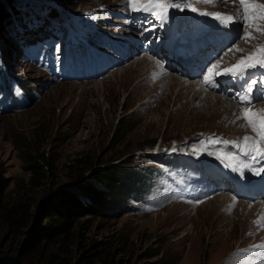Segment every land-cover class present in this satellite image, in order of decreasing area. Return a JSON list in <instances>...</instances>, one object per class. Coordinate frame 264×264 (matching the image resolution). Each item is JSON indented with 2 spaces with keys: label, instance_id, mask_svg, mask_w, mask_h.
<instances>
[{
  "label": "rangeland",
  "instance_id": "rangeland-1",
  "mask_svg": "<svg viewBox=\"0 0 264 264\" xmlns=\"http://www.w3.org/2000/svg\"><path fill=\"white\" fill-rule=\"evenodd\" d=\"M25 1L38 2L14 0L26 21L21 19L11 24L5 37L11 66L4 70L2 84L9 83L17 101L0 90V177L9 183L5 190L8 201L28 202L31 217L27 226L18 231L0 223V261L18 262L16 254L21 252L35 227L36 199L41 194L74 182L78 175L86 179L93 169L115 166V170L122 168L127 173L136 170V176L116 175L106 185L119 195L116 199L120 208H124L123 201L126 209L133 207L130 212L112 217H82L64 248L57 242L46 243L45 253L74 259L79 256L81 247L92 243L109 251L107 264H119V259L139 261L151 252L158 253L156 258H170L171 264H230L235 257L230 258L231 254L239 258L238 263L247 264L246 259L251 256L249 249H255V242L264 237V232L255 231L251 224L255 207L238 200L229 208L227 203L232 197L226 193L195 205L181 199L174 191L177 184H187L186 175L194 169L193 163L186 159L194 161L199 157H210L213 135L238 141V136L245 132L229 101L215 103L210 96L208 102H202L201 97L208 92L192 101L191 92L199 90L195 80L177 75L162 66L159 59L133 45H130L134 47L133 51L128 47L121 49L125 43L121 35L127 33L129 17L119 13H128L126 0H45L60 14L67 9L79 12L88 22L106 21L102 36L111 41L114 49L107 51V48L99 47L102 51L95 54L77 46L78 37L92 43L102 36L90 41L84 30L70 25V19L61 16L64 19L61 23L48 20L44 11L41 12L44 8L40 10L36 6L29 10L36 24H27L31 5L25 8ZM193 4L216 12L232 11V7L222 0H216L214 5ZM37 24L48 31H57L60 40L38 52L30 50L32 46L25 48V45L29 46L27 43L37 39L36 31L40 27ZM64 31L71 34L62 35ZM104 44L101 39L98 45ZM259 44H264V35L258 34L256 39L240 46L243 52H229L223 65L236 62ZM62 46L70 51L61 53ZM118 49L120 52L116 54ZM114 56L118 58L115 60ZM145 57L153 58L161 67L154 70L152 76L153 63ZM141 58L147 61V66L131 70L135 60ZM170 74L187 88L180 89L179 83L175 82L170 91L159 97L167 83H158V80ZM9 78L17 80L23 87L25 98H31L29 103L16 83L8 81ZM177 91L178 95H175ZM119 119L121 126L115 128ZM125 127L128 131L124 139L120 142L111 139L114 132L118 131L119 135V130ZM17 139H25L50 156L52 168L39 185L29 181V173L21 166L15 148ZM148 148L162 149L164 155L169 154L171 148L176 158L168 165L167 174L160 173L157 177L158 184L146 188L149 178L138 169L155 167L153 161L143 156ZM179 153L186 159L177 158ZM79 155L87 159L83 166L72 162ZM139 178L140 184L135 187ZM139 188H146L143 200L154 209L133 200ZM130 190H133L130 195L124 194ZM23 261L20 260L25 264Z\"/></svg>",
  "mask_w": 264,
  "mask_h": 264
},
{
  "label": "trees",
  "instance_id": "trees-1",
  "mask_svg": "<svg viewBox=\"0 0 264 264\" xmlns=\"http://www.w3.org/2000/svg\"><path fill=\"white\" fill-rule=\"evenodd\" d=\"M15 8L14 0H0V61H4V64L6 62L8 64V57L2 31L11 23L10 16L15 12ZM121 123L122 120L119 119L115 128H119ZM127 131L128 127L120 129L119 135H117L118 131L114 132L111 139L120 142L124 139ZM15 148L18 150L23 170L29 173V181L33 185H39L43 179L48 177L52 168L50 156L33 147L25 139H17ZM150 149L148 148L146 151ZM143 156L149 158L148 153L143 152ZM72 162L76 166H83L87 163V159L84 155H79ZM114 168L115 166H106L101 169H93L86 179H81L78 175L74 182L41 194L36 199L38 206L35 212V227L31 231L29 230V238L25 241L21 252L16 254L18 262L0 261V264H23L20 260L26 261L25 264H107L110 258L109 251L105 247L99 248L96 244L88 243L87 246L81 247L83 249H80L79 256L69 260L52 252L45 253L43 248L46 243L54 242L64 248L65 243L73 237L78 219L82 217L89 215L112 217L119 213L129 212L125 208L124 201L121 203L124 204V208H120L116 199V196L119 195L106 185L110 184V178L116 175L136 176V170L127 173L122 168L117 170ZM140 181L137 180L135 187L140 184ZM8 184V181L0 177V223H4L9 229L18 231L26 227L30 221L31 205L25 201H8L5 196ZM133 190L124 194L130 195ZM140 190L139 188L138 192ZM157 254L151 252L135 262L126 261V263L119 259V264H171L170 258H156Z\"/></svg>",
  "mask_w": 264,
  "mask_h": 264
},
{
  "label": "snow or ice",
  "instance_id": "snow-or-ice-1",
  "mask_svg": "<svg viewBox=\"0 0 264 264\" xmlns=\"http://www.w3.org/2000/svg\"><path fill=\"white\" fill-rule=\"evenodd\" d=\"M225 2L236 5L235 16L232 14L208 11H201L200 15L213 17L224 28H228L233 23L239 22L242 25V31L245 28L250 29V31H243L241 37L246 42L249 39H256L253 32L264 35V0H225ZM126 3L127 7L133 12L150 13L161 22V26L167 21L169 10L172 8H178L180 11L188 8L193 12L199 10L193 3H188L186 0H126ZM194 3L214 5L216 0H194ZM228 51L235 53L237 51L243 52L244 49L233 46ZM222 59L223 57L212 63L203 76L202 82L209 87H215V78L219 76L242 78L251 69H264V44L257 45L253 51L249 52L246 56H242L235 64L227 68H221ZM255 85H257V81L251 79L250 82H247L246 88L237 94L239 102L248 106L242 107L240 115L236 117L237 120L243 119L245 124L242 127L251 129V132L255 135H245L239 141L215 140L216 143L233 145L243 155L250 156L253 160L257 158L264 159V109L253 110L250 106L253 87ZM234 158V156L229 157V159ZM262 171H264V168L255 169L254 174L259 175ZM261 221H264V216H261L256 223L260 225ZM257 247L264 248V245H258Z\"/></svg>",
  "mask_w": 264,
  "mask_h": 264
},
{
  "label": "bare ground",
  "instance_id": "bare-ground-1",
  "mask_svg": "<svg viewBox=\"0 0 264 264\" xmlns=\"http://www.w3.org/2000/svg\"><path fill=\"white\" fill-rule=\"evenodd\" d=\"M145 59H147V60H149L150 61V63H153V66H154V69L151 71V76H152V74H153V72H154V70H159L161 67H160V65H159V63H157L156 61H153L152 59H150V58H148V57H145ZM147 62V61H146ZM146 62H144V58H141V59H136L135 60V62H134V65H133V68L131 69V70H133V69H135V70H137L138 68L140 69V68H142V67H144V65H145V67L147 66V64H146ZM149 77V76H148ZM145 78V77H144ZM148 79V78H147ZM162 82V81H166V83H167V85H166V87L164 88V89H162L161 90V92H160V95H159V97H161V95H163V94H165L167 91H170L171 90V86L176 82V83H179V88L181 89V88H187L186 86H184L183 85V83L179 80V78H176V77H172V75L170 74V75H166V76H163L160 80H158V83L159 82ZM153 83V82H152ZM155 83V82H154ZM151 84V83H150ZM152 86V85H151ZM157 87V86H156ZM176 87V86H175ZM174 87V88H175ZM157 89V88H156ZM193 90V89H192ZM181 92V91H180ZM185 90H184V94L183 95H185ZM201 93H204L202 90H196V92L195 91H192L191 92V96H192V101L194 100V98L196 97V96H198V95H201ZM181 94H182V92H181ZM175 95H178V91L177 92H175ZM188 95V94H187ZM164 96V95H163ZM210 96H212V99H213V101L215 102V103H217L218 101H225L226 103H227V101L225 100V99H223V98H220V97H216V96H213V95H211L210 93H205L204 94V96L203 97H201V99H202V102H208V98L210 97ZM184 97V96H183ZM187 97V96H186ZM185 97V98H186ZM200 97V96H199ZM211 98V97H210ZM175 99V98H174ZM185 102V101H184ZM187 102V101H186ZM224 102V103H225ZM186 104V103H185ZM181 106V105H180ZM222 195H226V194H222ZM230 198V197H229ZM250 206V205H249ZM249 258V257H248ZM248 262V263H247ZM246 263L247 264H254L255 262H254V259H246Z\"/></svg>",
  "mask_w": 264,
  "mask_h": 264
}]
</instances>
